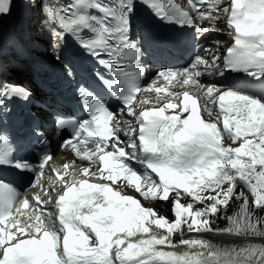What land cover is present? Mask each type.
<instances>
[{
    "label": "snow or ice",
    "instance_id": "snow-or-ice-1",
    "mask_svg": "<svg viewBox=\"0 0 264 264\" xmlns=\"http://www.w3.org/2000/svg\"><path fill=\"white\" fill-rule=\"evenodd\" d=\"M27 2L35 4L36 0H27ZM187 4L190 7H195L197 14L205 19L211 18V13L205 11L206 5L202 4V0H187ZM219 5H217V11L215 16L219 18ZM229 7H232L231 18L228 20L226 26L231 29L238 26L240 31L235 36L228 34L234 44L232 47L227 48L225 52V59L223 61V70L218 74L223 75L225 68L233 71H248L249 67H255L257 71L253 74L261 73L264 74V30L259 32L248 31L247 25L254 23L252 17L257 14H264V2H258V0H242V2L235 5L232 4V0L223 6V11L228 12ZM12 0H0V16H7L11 12ZM159 11L160 15L170 14L174 18L178 19L181 23L192 25L194 21L188 19L187 23L181 16L180 12L186 13V10L181 8L178 4L174 3V0H169L167 5L163 6V11ZM60 23L64 27H69L71 24L76 23L74 20L65 21L63 17H60ZM204 32L216 31V29H203ZM62 38L61 34L57 35V40ZM219 43V41H217ZM135 49L136 54H139V49L135 46L131 47ZM126 49V48H125ZM123 51L120 53L122 55ZM59 59V56H57ZM101 63H105L101 61ZM196 63V60L194 64ZM193 64V65H194ZM214 67H218L221 61L218 56H214L212 59ZM109 67H113L109 65ZM181 71L184 74H188L190 69L185 70H166L161 71L158 74L157 79L149 86L144 89H140L136 84L129 85L131 94L125 98V104L127 106V112L130 116L137 117L140 121V137L143 138L145 144L142 145L145 154H150L152 159L147 162V168L152 173H160L162 175L173 174L182 176L184 178H191V182L201 192L219 191L223 185L227 184L228 192H235L236 198L248 199L251 194L252 199H255L256 188L251 184V179L254 178L255 163H249L247 160H242L243 155H247L255 162L264 164V160H260L255 156V153L251 150V146H246L241 149H232L230 147L223 146V137L218 131L219 125H213L206 121L203 124H195L193 120L182 118L181 113H190L183 111V103L178 102L175 97L178 93L171 92L166 96H161L160 93L166 91V88H161L157 81H166L171 83L177 76H180ZM68 74L72 75L71 70H68ZM121 75V73H116ZM136 75V73H133ZM179 83V81H178ZM187 83V80H185ZM18 90H21L28 95L30 92L21 85L14 86ZM215 87V86H214ZM155 91L156 99L155 104H160L162 101L164 106L159 107L158 110L155 106L151 110H147L140 115H136V105L140 103H149V100H142L137 96L138 92L143 91ZM215 91L219 92L220 88L215 87ZM213 89L208 90V95L211 96ZM231 97L238 99L233 100ZM24 98H27L26 96ZM174 98V102L172 101ZM197 100V99H196ZM134 101V102H133ZM260 100L251 97H245L236 91L229 89L227 92H221L217 101L220 107V113L223 119L227 122V125L235 124L236 129L233 131L231 127L226 126L225 130L228 132L231 139L235 142H239L242 138V119L240 114L242 112H248L251 116L252 113L259 112L264 113V108L259 107ZM203 111L205 105H201ZM180 109V113L175 115H166V109ZM111 116L112 120V131L113 135L111 139H105L103 128L107 122L105 117ZM178 117V118H177ZM124 119H115L113 113L109 112L102 105H97L96 114L93 115L91 122H87L81 126V132L78 134L85 140V147H87L88 140L90 138L97 141L96 148L98 151L112 149L115 145L117 149L120 145V139L118 132L122 131L117 121L122 122ZM201 120H203L201 118ZM131 121V120H129ZM85 130L91 132V136L85 135ZM253 134L264 133V119L260 120L259 125H253ZM134 132L135 130L132 129ZM133 137H135L133 135ZM260 139L264 141V135L260 136ZM73 141L74 139H70ZM67 141V142H69ZM65 142L63 145L64 149H70L71 144ZM67 145V148H66ZM107 145V148L104 146ZM136 142H131V149L133 153H136ZM259 147L264 148V143ZM127 150V149H126ZM235 157V158H234ZM29 162L21 163V168H27L22 165H27ZM129 172L133 171L132 168L127 164ZM232 168L235 172L233 175L228 171ZM249 169L252 171L250 172ZM103 174V173H101ZM260 176L264 177V173H260ZM158 177V176H156ZM146 180L152 183H158L159 177L153 179L151 176H146ZM5 185H9L4 182H0ZM239 185V190H237ZM134 187V186H133ZM172 190H176L179 195L177 200H182L183 195L187 194L189 200L195 199L194 193H184L183 189H175V186H171ZM171 193V190H170ZM16 195L15 189L9 185L8 189L0 192V202L11 201ZM170 197V194H169ZM169 197L164 200L168 201ZM148 198V197H143ZM99 197L91 196L89 200L92 203L87 204L96 215L92 216L93 221L92 227L94 228V234L96 235L95 242L92 240L90 243L89 235L81 236L80 243L72 241L71 236L73 233L79 235V226L75 223L77 218H82V208L85 203L76 198L69 200V207L67 209V215L64 219V223L68 225L69 243L64 249V259L60 256L59 247L56 251L57 261L56 264H151L149 259H141L143 256H156V253L146 251L142 245H136L135 249H124V243H117L116 239L111 241V246L105 240L106 235H111L114 231L115 226L121 220V214L124 213L126 205L123 202L117 203L113 200L108 201L112 205L111 208L101 206L100 208H94L93 203ZM177 200H173L172 205L175 206ZM188 204H185L187 207ZM193 210L195 207L193 205ZM154 213L153 209L148 210ZM174 217L176 215L175 211ZM136 212L132 210L131 220L135 219ZM158 217V216H157ZM147 223H145V227ZM126 243V242H125ZM81 244L83 246H81ZM19 238L16 242L7 241L5 244H0V264H35L37 258L36 253L28 249L27 246H18Z\"/></svg>",
    "mask_w": 264,
    "mask_h": 264
},
{
    "label": "bare ground",
    "instance_id": "bare-ground-1",
    "mask_svg": "<svg viewBox=\"0 0 264 264\" xmlns=\"http://www.w3.org/2000/svg\"><path fill=\"white\" fill-rule=\"evenodd\" d=\"M229 195L230 193L224 192L219 197H210L203 204L209 208L194 205L193 210V204L190 208L197 222L211 224L216 227V232L227 231L238 235L240 239L209 237L192 232L176 233V226L181 222L177 221L175 226L174 218L168 216L165 221V213L149 212L146 209L148 203L138 199L142 209L133 206L136 212L134 224L124 241L117 239L116 242L124 243L122 250H134L136 245H142L146 251L156 253V256L147 258L150 262L152 259L151 264H264V209L257 208L256 198L253 200L251 194L248 199H237L234 193L231 200L227 201ZM213 207L219 209L216 216L210 213V208ZM225 215L228 218L227 222H223L225 229L222 230L219 221ZM141 223H147L152 228L140 234L135 233L138 231L134 228L138 229L139 225L143 227ZM165 223H171L174 230L154 227L156 224L165 227ZM132 229L134 230L131 231Z\"/></svg>",
    "mask_w": 264,
    "mask_h": 264
},
{
    "label": "rangeland",
    "instance_id": "rangeland-1",
    "mask_svg": "<svg viewBox=\"0 0 264 264\" xmlns=\"http://www.w3.org/2000/svg\"><path fill=\"white\" fill-rule=\"evenodd\" d=\"M227 218L228 217H224L223 219H221L219 222H220V225H219V227L222 229V230H224L225 229V226H224V224H223V222H227ZM188 228H190L189 226H188ZM185 234H187L188 233V231H186V232H184ZM238 236H236V237H234V238H237Z\"/></svg>",
    "mask_w": 264,
    "mask_h": 264
}]
</instances>
